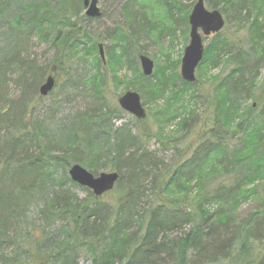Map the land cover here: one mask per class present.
<instances>
[{"label": "trees", "instance_id": "16d2710c", "mask_svg": "<svg viewBox=\"0 0 264 264\" xmlns=\"http://www.w3.org/2000/svg\"><path fill=\"white\" fill-rule=\"evenodd\" d=\"M61 1L64 3L59 0L57 7L51 0H0V27L5 24L8 32L0 36V131L5 132L0 141V264H78L80 253L91 264H264V246H260L264 241V197L259 204L262 210L238 222L229 214V209L248 196L247 186L264 175V98L256 105H243L245 98L254 96L257 73L251 74L250 81L245 80L248 70L242 60H237L239 65L227 76L220 79L211 75L210 66L215 70L233 61L228 38H214L199 65V70L204 69V75L199 76L214 84L204 95L210 127L199 128L195 139L183 149L174 147L176 160L167 167L143 149L144 138L166 142L165 128L172 124L176 133H192L199 125L194 110L199 96L192 86L196 81L187 84L167 69L158 74L155 69L153 81L141 76L154 99L164 102L152 116L155 133L132 130L146 122L147 116L115 127L111 119L116 120L123 111L103 108L108 77L102 70L110 73L109 83L115 90L121 82L118 71L125 68L138 73L127 54L130 35H109L123 40V45L108 47L103 67L96 56L99 42L74 30L66 17L60 19V13L72 14L74 10L71 1ZM158 2L171 21L181 10L171 0ZM207 4L211 10L221 6L223 12L235 10L238 23L251 21L249 33L257 37L253 38L254 52L264 62V52H259L264 42V19L258 18L264 17V0H215ZM140 20L142 24L137 22L131 29L134 36L140 29L154 31L149 20ZM178 20L183 21L178 18L174 23ZM60 26L67 30H60ZM32 37L48 42L55 50L49 65L41 67L28 56ZM75 59L90 61L88 70L77 80L71 77L70 62ZM12 74L22 89L15 100L8 91ZM50 75L55 80L54 89L63 82L60 75L65 78L63 88L84 87L91 104L89 112L60 125L55 147H51L41 124H30L29 112L31 97ZM121 83L127 90L132 85ZM187 93L185 105L183 95ZM52 148L60 154L54 158L60 164L56 177ZM74 164L94 176L103 170L118 174L114 189L104 195L111 203H100L86 189L87 200H79L70 192L72 187L79 188L67 174ZM145 179L153 198L146 210L138 208ZM196 181L197 195L189 199L186 187ZM35 203H41L36 211L40 225L34 229L25 223L24 227L21 221ZM173 233L179 234L169 236Z\"/></svg>", "mask_w": 264, "mask_h": 264}, {"label": "rangeland", "instance_id": "374dc122", "mask_svg": "<svg viewBox=\"0 0 264 264\" xmlns=\"http://www.w3.org/2000/svg\"><path fill=\"white\" fill-rule=\"evenodd\" d=\"M68 1L72 2L74 10L72 14L68 12H65V14L60 13V19H62L63 16L66 17L67 20L73 25L74 30H78L80 34H85L87 37L97 40L99 44L102 45L104 54L108 51L109 46L116 48L120 47V45H123V40L117 41L112 36L109 38V35L117 36L118 38L127 36L128 34L130 35V45L127 49V54L133 59L131 63L132 65L136 66L138 73L134 74V71H129L125 68L121 71H118L117 78L119 81L130 82L132 85L128 86L127 90L125 89V85L120 82L115 90V85H111L109 83L110 73H108L107 69L102 70L103 73L106 71L107 74L105 73L106 75L104 76L108 77V89H106L104 92L105 106L103 108L106 106H108L110 109L119 108L117 100L123 93L127 91L136 92L140 96L141 103L147 114V119L144 123H138L134 125L132 130L134 133L144 130H151L155 133L156 125L152 116L156 114V110L163 108L164 102L162 100L156 101L154 99V97L151 95L149 87L145 86V83V85L143 84V82L140 80V77L142 76L144 79H151L153 81L156 74L154 73L155 69H157V74L159 72L166 71L167 69V71L171 70L172 73L176 72V74L180 77L179 70L183 51L189 42L188 16L197 0H171L172 2L178 3L179 8L182 10H178L176 13H174L176 16L172 17L176 20L178 18L183 19V21L178 20L176 24L174 23V19L171 21L166 17L164 7L158 2V0H131V2L130 0H98V8L100 9L102 15L97 19L85 18L84 8L82 6L83 0ZM203 1L205 8L208 11H211L207 3L209 1L215 2V0ZM51 2L54 3L55 6L59 7V0H51ZM63 3L64 2L60 0V4ZM125 4L127 5L124 7ZM61 8L62 7L60 6V9ZM223 9L224 7L222 6L219 9H216L222 15L224 20V26L222 30L218 34L203 37L202 42L205 50L212 43L214 38L217 35H220L221 37L228 38L232 45L229 53L233 57V61L228 62L226 67H217L215 70H212V67L210 66L209 69L211 75L215 77L216 75H219L220 79L227 76L231 70L235 69L239 65L238 62L240 60L243 61V64L246 65V69L248 70L244 76L245 80L250 81L251 74L253 72L257 73L254 96L245 98L243 101L244 108H247L252 104L256 105L259 100L264 98V62L255 53L256 47L253 45L255 42L253 38L257 39V37H255V33H249L251 21L238 23V21L234 19L237 16L235 10H225L226 12H223ZM246 14L247 13L245 11L241 13L242 16H245ZM142 17L145 18L146 21L149 20L151 24L148 25L153 26L154 31L147 33L144 32V29H140L138 31V34H140L134 36L133 30L131 29L133 27L136 28L137 22L138 24H142V21L140 20ZM258 18H260L259 20L261 21L264 19L263 16H258ZM155 24L157 25L158 29L155 28ZM60 30L65 31L67 28L60 26ZM6 33H8L7 26L4 24L0 27V36L5 35ZM83 41H85V39H83ZM261 45L262 47L259 48L260 53L264 52V42H262ZM27 54L31 59H36L39 66L45 67L49 65L51 60L54 58L55 50L50 47L48 42L39 41L37 37H32L29 40ZM141 55L149 58L154 64L153 73L150 77H144L142 75L138 59ZM96 56L99 57L98 53ZM89 63V60L80 61L79 59H75L74 61H71L70 65L73 66L71 69V77L75 80L80 79L83 74H85L86 70H88ZM102 66H106L105 61ZM166 73L167 72H165V74ZM199 74L204 75V69L201 68V70H199L198 66L195 71L196 82L192 86L196 90L195 95L197 97L199 96V98L196 99V106L194 109L199 115L196 119V124L199 125L195 127L191 134H188L184 131L181 133H176V127L174 124L169 125V127L165 128V138L169 137L166 142L165 140L163 142L158 140L159 138H149L148 140L144 138L145 142H143V149L147 151L151 157H153V160L156 162H162L167 167L171 166L176 160V150L174 147L183 149L188 143L195 139L194 137L199 133V128L203 126L208 129L210 127V119L209 115L207 114L209 111L205 113L207 109V103L206 99H204V95L206 96L205 91L212 90V86L214 84L209 83L205 77L202 78L199 76ZM44 79L41 81V83H43ZM60 79L63 82L65 80L64 76L62 75H60ZM16 81L17 76L12 74L9 77L8 91L10 98L13 100L17 99L21 95L22 91L21 87L16 83ZM41 83L38 85L36 91L31 97V107L29 108V112L30 117L32 118L30 124L34 127H37V125L41 124V126L45 128L48 138L50 139L51 147H55V142L57 141V136L60 132V125L68 118H72L77 114L80 115L91 110L89 99L90 94L85 91L84 87H78L77 89L69 90L63 88V84L60 83V87L55 88L47 97H39L38 88L41 86ZM139 83L142 84L143 87H141ZM189 95V93L183 95L186 101L185 105H187ZM38 97L41 99L37 100ZM260 108L261 107L258 106L257 111H259ZM178 109H181L180 106H178ZM133 119L134 118L127 115V113L121 112L116 120H114V118L111 119V123L114 124L115 127H118L120 124L128 123ZM29 130L31 131L32 127H29ZM4 134L5 132L1 129L0 141L3 139ZM52 149L53 161L51 165L52 171L54 172L53 176L56 177L60 175V164L54 158L58 157L60 154L57 151L58 149ZM193 149L194 147L190 150V152H192ZM55 164H58L57 167H55ZM101 172L107 173L108 170H103L99 173ZM141 187H143L144 196H141L138 208L146 210L148 203L153 199L150 195L149 180L145 179ZM246 189L249 193L248 196L242 200L237 205V207L234 209L233 207L232 209H229L230 216L237 222L244 217H248L257 209L262 210V208L259 207V204L264 197V175H261L259 178H255L254 182L247 186ZM86 190L82 187H72L70 192L76 195L79 200H87L89 197ZM185 191V195L189 197V199H194L197 195V181L189 183ZM252 191H254V193ZM98 200L103 204L111 203L110 197L106 196H102L98 198ZM87 202H90L89 206H93L92 201ZM40 206L41 203H35L33 206L28 208L25 215V220L21 221L23 222L24 227L25 223H29L34 229L40 225V218L36 213ZM108 206L110 207L111 205ZM213 208H215V206H213ZM226 209L228 208L225 207V210ZM183 230L187 232L188 227L185 226ZM178 234L179 233H173L169 236H176ZM260 246H264V241L262 244H260ZM77 263L91 264L88 257L82 253L78 255Z\"/></svg>", "mask_w": 264, "mask_h": 264}, {"label": "water", "instance_id": "95a60500", "mask_svg": "<svg viewBox=\"0 0 264 264\" xmlns=\"http://www.w3.org/2000/svg\"><path fill=\"white\" fill-rule=\"evenodd\" d=\"M84 16L89 19L101 17V11L98 8V0H83ZM189 42L184 48L180 63V78L187 84H193L196 81L195 71L203 59L204 45L203 37L218 34L223 26L224 20L217 10L208 11L205 8L203 0H197L189 16ZM97 51L100 61L104 63L105 56L102 45L97 44ZM139 65L144 77H150L153 73V62L146 56H139ZM55 68H52L54 71ZM55 85L53 76H48L38 89L41 97H46L53 90ZM119 108L141 121L146 118V111L142 106L140 96L136 92L127 91L117 100ZM68 177L70 181L79 187L91 191L94 197L99 198L113 190L118 174L116 172L99 173L94 176L79 165H71L68 168Z\"/></svg>", "mask_w": 264, "mask_h": 264}]
</instances>
